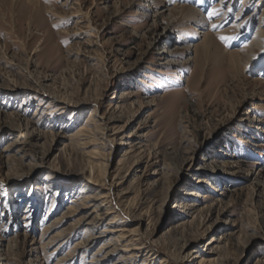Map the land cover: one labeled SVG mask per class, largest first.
<instances>
[{"label": "rangeland", "instance_id": "obj_1", "mask_svg": "<svg viewBox=\"0 0 264 264\" xmlns=\"http://www.w3.org/2000/svg\"><path fill=\"white\" fill-rule=\"evenodd\" d=\"M260 31L264 0H0V264L87 263L108 236L47 241L89 192L131 264H264Z\"/></svg>", "mask_w": 264, "mask_h": 264}, {"label": "bare ground", "instance_id": "obj_2", "mask_svg": "<svg viewBox=\"0 0 264 264\" xmlns=\"http://www.w3.org/2000/svg\"><path fill=\"white\" fill-rule=\"evenodd\" d=\"M179 8L181 12L188 11L189 17L191 19L193 16H195V11H193L192 8L185 6H180ZM209 46L210 40H206L204 43L205 51L208 49ZM226 53L229 54L232 58H238L239 56L238 53L234 54L233 51ZM89 166H92L89 176L91 174H96L94 172L92 163H90ZM104 174L105 173L103 172V170H100V174L98 172L96 177H100L101 179H103ZM84 189H87L88 191L91 190L89 187H83L81 188V192ZM78 196H80V198H75L70 201V204L73 205L67 207L68 213H65L59 219L52 221L48 226L49 228H54L67 217L74 216L75 214H77V212H80L81 215L74 222L75 225L73 229H71V226L70 228L62 232L59 231V233L57 232V234H54V236L51 237L49 241H47L48 247L53 249H59V247H62L68 241V239L71 238V236L74 234V230L83 229V231L85 232V238L81 239L78 243H76L72 250L68 251L65 254L66 256L64 258H60V262L70 261L71 258H75L76 254H81V257H83L84 253L88 250V248H90V246L94 242L108 236L110 238V242L100 245L98 251L92 255V257L87 263L84 264H103L105 261H109V264H131L130 259L133 258L134 251L139 250V244L132 243L133 239L127 235L126 231L121 226L113 225L114 221H107L106 219V222H103L104 218L101 217L103 211H99V209L96 208L97 204L95 201H98L97 198H99L97 195L89 192L85 194L80 193V195ZM55 203L56 199H53L50 207L51 209H53Z\"/></svg>", "mask_w": 264, "mask_h": 264}, {"label": "snow or ice", "instance_id": "obj_3", "mask_svg": "<svg viewBox=\"0 0 264 264\" xmlns=\"http://www.w3.org/2000/svg\"><path fill=\"white\" fill-rule=\"evenodd\" d=\"M216 14V10L214 9L212 13L209 14L210 18L212 15H215ZM222 40H226V39H230L228 37H221Z\"/></svg>", "mask_w": 264, "mask_h": 264}]
</instances>
